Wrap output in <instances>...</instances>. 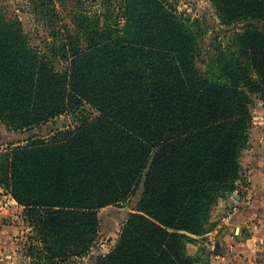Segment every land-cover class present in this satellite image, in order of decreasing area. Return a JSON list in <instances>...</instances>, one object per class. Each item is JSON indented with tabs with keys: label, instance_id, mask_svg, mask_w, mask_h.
I'll list each match as a JSON object with an SVG mask.
<instances>
[{
	"label": "trees",
	"instance_id": "1",
	"mask_svg": "<svg viewBox=\"0 0 264 264\" xmlns=\"http://www.w3.org/2000/svg\"><path fill=\"white\" fill-rule=\"evenodd\" d=\"M209 1L223 24L238 25L213 57L217 77L197 65L198 31L162 0H123V24L73 15L86 46L80 31L61 37L64 69L20 21L0 22V123L23 131L77 116L0 154V187L24 207L49 264L89 254L99 209L141 185L137 211L93 264L201 262L188 244L217 227L214 208L239 179L254 96L264 101V0ZM58 3L30 1L53 32Z\"/></svg>",
	"mask_w": 264,
	"mask_h": 264
},
{
	"label": "rangeland",
	"instance_id": "2",
	"mask_svg": "<svg viewBox=\"0 0 264 264\" xmlns=\"http://www.w3.org/2000/svg\"><path fill=\"white\" fill-rule=\"evenodd\" d=\"M30 1L0 0V22L20 21L24 33L30 38L32 46L44 54H51L50 57L52 58L58 57V59H54V64L59 69H64L67 65L65 60L59 54H56L62 36H67L69 33L73 36L80 35L79 46H86V34L78 29V25H74L73 15L82 19L99 21L100 24L112 25L114 22L123 24L125 21L123 0H63L62 6L58 3L63 19L57 23L54 27L56 31L53 32V29L47 23L37 19L32 14ZM162 1L168 6L169 10L181 16L198 31L201 57L198 59L197 65L202 71H208L209 77H217L219 70L214 64L213 57L217 48L228 46L234 31L238 29V25L227 26L223 24L209 0ZM86 110L91 111L92 114L94 113L89 106H86ZM251 113L253 122L248 143L241 151L239 179L236 182V189L220 198L218 205L214 208V218L218 223L223 217L218 212H222L223 215L229 211V214H232L237 209L236 195L244 197L243 192L249 182L248 171L250 169L246 163L249 160L246 159V156H248L251 145L256 139L257 141L264 139V101L258 96H254ZM76 122V115L65 114L43 126L23 131L9 130L6 125L0 123V154L6 152L5 148L11 144L12 146L26 145L27 140L30 138H49L58 131L74 126ZM142 193L143 186L141 185L128 200L99 209L98 237L90 253L81 258L61 261L58 264H93L97 256L107 254L117 243L121 229L129 216L137 211ZM225 199L231 201L226 206H221L222 211H220L217 206ZM23 214L26 228L23 233L15 237L12 251L0 255V264H49V260L43 252L41 241L35 237L34 229L29 225L24 210ZM214 234L215 232L211 235L213 239ZM208 238L195 237V240L189 243V248L201 245L199 252L195 254L201 258V262L209 255L207 252L208 245L205 244L206 242L211 243Z\"/></svg>",
	"mask_w": 264,
	"mask_h": 264
},
{
	"label": "crops",
	"instance_id": "3",
	"mask_svg": "<svg viewBox=\"0 0 264 264\" xmlns=\"http://www.w3.org/2000/svg\"><path fill=\"white\" fill-rule=\"evenodd\" d=\"M249 154L246 156L249 182L244 188V197L236 195L237 209L232 214L218 212L223 217L217 227L202 237H209L211 243H205L209 255L201 264H264V139H256ZM229 201L219 202L220 211ZM23 210L24 207L0 187V255L10 253L15 237L24 232ZM200 246L189 248L188 244L187 250L195 255Z\"/></svg>",
	"mask_w": 264,
	"mask_h": 264
}]
</instances>
